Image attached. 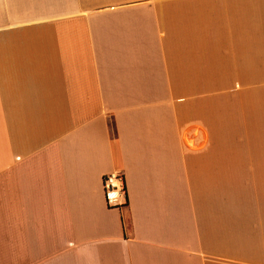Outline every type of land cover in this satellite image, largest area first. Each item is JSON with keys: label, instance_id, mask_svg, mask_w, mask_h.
<instances>
[{"label": "crops", "instance_id": "1", "mask_svg": "<svg viewBox=\"0 0 264 264\" xmlns=\"http://www.w3.org/2000/svg\"><path fill=\"white\" fill-rule=\"evenodd\" d=\"M0 264H264V0H0Z\"/></svg>", "mask_w": 264, "mask_h": 264}, {"label": "built area", "instance_id": "2", "mask_svg": "<svg viewBox=\"0 0 264 264\" xmlns=\"http://www.w3.org/2000/svg\"><path fill=\"white\" fill-rule=\"evenodd\" d=\"M103 186L109 206L123 208L127 205L126 180L122 172H113L104 176Z\"/></svg>", "mask_w": 264, "mask_h": 264}, {"label": "rangeland", "instance_id": "3", "mask_svg": "<svg viewBox=\"0 0 264 264\" xmlns=\"http://www.w3.org/2000/svg\"><path fill=\"white\" fill-rule=\"evenodd\" d=\"M239 150H240V148H239ZM239 153H248V152L245 150V148H242V151L241 152L239 151Z\"/></svg>", "mask_w": 264, "mask_h": 264}]
</instances>
